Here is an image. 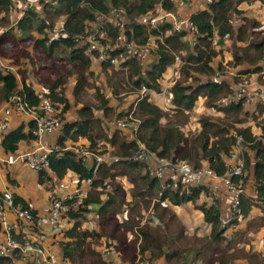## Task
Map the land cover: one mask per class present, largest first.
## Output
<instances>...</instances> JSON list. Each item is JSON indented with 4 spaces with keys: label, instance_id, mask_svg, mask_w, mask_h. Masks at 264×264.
Returning a JSON list of instances; mask_svg holds the SVG:
<instances>
[{
    "label": "trees",
    "instance_id": "obj_1",
    "mask_svg": "<svg viewBox=\"0 0 264 264\" xmlns=\"http://www.w3.org/2000/svg\"><path fill=\"white\" fill-rule=\"evenodd\" d=\"M159 1L54 0V3L44 8L45 17H41L34 9H27L23 16L11 25L12 1L0 0V27L10 25L1 33L3 37L14 40L18 37L15 31L29 35L35 32L38 35L34 41L35 45L48 57H52L55 53L61 55L65 53L63 58L74 65L77 75L73 96L74 105L80 106L76 108L73 119L64 117L71 108V102L64 95L66 75L46 89L45 98L61 105L58 116L62 124L55 143L62 149L52 150L48 155L46 166L37 172L39 182L51 180L48 171L57 178L74 173L77 175V184L93 177L94 162L89 166L85 165L72 150H64V147L78 143L81 139L87 141L85 145L90 150L99 153L104 152L106 144H109L113 148L112 153L122 158L99 165L92 178L88 197L82 203H76L74 200L66 202L67 215L73 224L64 232V239L61 242L62 255L70 264H116L113 259L105 258L96 247L94 249L91 243L102 237L105 239L111 237L109 225L121 207L126 208L124 204L126 201L129 207L138 208L136 215L138 219L123 215V224H125L123 227L132 237L133 241L129 247L134 253L131 256L124 255L120 250L122 245L110 243L109 246L112 245L119 252V259L130 260L131 264H137L133 263V260L135 251L138 250L140 260H146L149 264L156 260H163L165 264H233L237 260H244L246 264H264V254L256 251L244 252V246L250 243L251 234L264 228V105L254 104L249 114L244 113L243 100L229 104L219 103L221 99L233 93L231 78L224 77L219 83L210 79L200 80L197 84L188 81L190 78L196 80L198 74L207 77L214 75L216 68L213 60L218 55L213 46L215 37L224 39L234 36V40L241 43L237 44L232 60L228 61L234 66L247 64L246 67L237 70L239 74L251 75L264 72L263 28L258 20L244 14L245 11L240 5L245 0H215L207 6V9L191 14L189 18L197 27V33L192 35L193 39L190 43L185 39L189 34L187 31L165 35L168 25L162 26L160 31L152 30L148 33L145 26L135 22L128 27L130 30L126 31L127 38L135 40L138 44L147 43L151 38L150 34L155 37L163 36V42L156 40L154 59L146 65V68L142 69L135 59L122 62V65H128L129 80L134 86L146 85L158 89V80L174 61L173 53L179 52L185 63L181 68V79L170 88L173 108L166 111V114L173 116L176 113L187 114L196 106L198 100H203L206 106L223 115L224 125L214 119L203 117L199 121V132L185 138L181 132V124L175 122L161 125L159 123L163 114L161 106L149 97H143L135 107L131 105L126 112L117 113L118 117L131 113L132 117H137L140 121L135 138H127L123 137L125 135L121 131L110 132L106 126L105 118L115 114L108 99L98 93L97 89L94 96L97 103H92L86 95V89L90 84L84 71L89 69L92 59L86 53L85 47L75 42L74 37L86 33L94 24L96 14L106 12L112 6L124 7L129 13L133 12L139 16L153 10ZM261 1L264 3V0ZM163 6L166 9L172 8L170 3L164 2ZM53 16H63L64 20L60 28L61 33L49 37L46 31L53 27L49 19ZM235 17H238L240 22L236 27ZM108 30L112 37L118 33V30L112 26ZM114 54L119 55L120 50L115 51ZM99 64L103 70L112 71L114 75L121 73L109 63ZM218 67L222 68L220 63ZM88 74L93 75L91 72ZM259 77L261 75H258ZM20 81L29 103L38 105L42 101V96L26 82L25 77L21 76ZM0 83L1 105L10 94L18 90L19 79L15 72L0 67ZM248 117L255 122L257 133L252 130ZM233 124H239L241 127L234 128ZM34 126V121H29L27 125L21 124L9 129L3 136L2 148L6 152H15L22 141L34 140L32 134ZM233 132L242 137L243 145L247 148V151H242L240 155L244 160L243 175L233 177L242 192L239 209L245 226L228 235L226 231L231 225H239L237 214H230L228 220L223 222L218 200L211 198L204 187L192 186L186 189L179 182L173 183L172 180L163 183L148 175L144 163L130 158L135 153L139 140L161 159H169L177 163L187 162L193 168L206 165L218 176H222L228 168L227 159L232 158L235 150L237 139ZM119 176L127 179L131 186L129 193L122 192L121 183L116 181ZM248 182H251L252 191L245 193L244 187ZM201 195L207 196L209 203L197 204ZM13 197L15 204L36 213L19 196L13 194ZM152 198L156 200L150 204ZM185 203H192L201 211L204 222L210 226L208 237L190 234L169 207V204L179 206ZM93 205L96 206L95 209H92ZM149 206L152 208L151 215L141 225L143 211ZM117 208H119L118 212ZM253 209H257L259 214L251 216ZM91 210L96 214L98 230L82 228L83 215ZM133 219L134 225H139L135 229L131 225ZM10 263L9 258L0 257V264Z\"/></svg>",
    "mask_w": 264,
    "mask_h": 264
},
{
    "label": "built area",
    "instance_id": "obj_2",
    "mask_svg": "<svg viewBox=\"0 0 264 264\" xmlns=\"http://www.w3.org/2000/svg\"><path fill=\"white\" fill-rule=\"evenodd\" d=\"M15 2L17 0H11ZM32 0L26 3L31 6ZM189 0H163L155 9L141 15L138 23L146 27L147 32L152 30L160 31L161 27L168 25L167 34L172 32L187 31L191 35L197 33V27L191 22L190 16L182 17L178 11L186 7ZM207 6L215 0H202ZM170 3L171 9H166L163 3ZM126 15L124 8L111 7L106 12L97 13L95 16L96 27L92 31L76 35L75 42L85 47L86 53L93 60L109 63L121 73L128 75V65H122V62L135 59L142 69L151 62L152 52H155L156 45L152 41V35L145 44H138L132 39H128L126 31L130 30L123 20ZM115 27L118 33L111 37L109 27ZM160 42L162 35L156 36ZM120 50L119 55L114 52ZM174 54V63L170 65L158 80L159 88H150L146 85L136 87L139 91V99L149 97L150 100H160L161 97L169 96L170 88L175 81V68L177 65L182 66V61L178 55ZM264 65V59L262 61ZM0 67L7 71L15 72L12 66L2 63L0 57ZM16 73V72H15ZM260 74L264 75V72ZM17 75V74H16ZM258 74H251L254 76ZM18 77V76H17ZM207 77V76H206ZM231 78L233 95L223 99V102L229 104L242 100V97L251 98L254 104L264 105V89L253 90V86L248 79V74H239L237 71L228 70L221 75L216 72L210 79L212 82L219 83L223 78ZM128 83V82H127ZM1 85V83H0ZM238 91V92H237ZM168 104V103H167ZM171 104V103H169ZM61 110V105L57 102H51L48 99L42 98L38 105H31L23 91L22 85L18 90L10 94L0 107V147L4 134L10 129V117L15 114L18 116L26 115L30 117V121H34L35 126L32 129L35 146L24 154L23 164L33 171L43 169L48 160V155L52 150L62 149L56 143L49 146H44L42 140L45 137L56 135L61 128V120L58 116ZM139 120L133 119L132 114L112 120H105L107 128L111 131L114 129L128 131L130 138H135L138 131ZM238 144L242 141V137L234 135ZM264 143V141H263ZM72 150L85 165L89 161L94 162L93 177L96 170L102 163H111L118 161L119 156H106L105 154H96L86 145L79 143L70 144L64 147V150ZM235 147V151H236ZM236 164L230 162L227 171L218 176L211 168L206 165L200 168H193L187 162H173L169 159H161L152 152L143 142L137 140V149L130 157L134 161L142 162L146 165L148 175L159 179L161 182L172 180L173 183L179 184L188 189L192 186L204 187L211 198L218 201L228 198V209L230 214L240 216L239 202L241 198V189L233 180L235 176H242L244 170V160L240 157ZM88 178L76 184L64 196H55L50 199L48 210L45 214L33 213L27 208H23L14 202L13 193L10 189H0V257L9 258L10 264H70L68 259L63 255L54 253L47 244L48 235L50 233H58L61 235L56 239V243L61 246L64 239V232L72 227V221L67 215V201L74 200L77 203H82L89 194L92 185V178ZM254 214L252 213L251 216ZM103 256L108 260L118 257L119 252L113 247L105 250ZM136 263L142 264L137 253Z\"/></svg>",
    "mask_w": 264,
    "mask_h": 264
},
{
    "label": "rangeland",
    "instance_id": "obj_3",
    "mask_svg": "<svg viewBox=\"0 0 264 264\" xmlns=\"http://www.w3.org/2000/svg\"><path fill=\"white\" fill-rule=\"evenodd\" d=\"M29 1H32V0H17L15 2H12V14H11L12 22L10 23L11 25H13V23L17 21L18 14H21L20 17H22L25 10H27V9H34V10L38 11V13H40L41 17H45L46 15L43 11L44 8L47 7L49 4L54 3V0H37V1L33 2L31 4V6H27L26 3ZM255 1L256 0L245 1V3L240 5V7L244 6L243 8H245V9H243V10L246 12V13L244 12V14L246 16H249L250 18L256 19L261 23V24L260 23L259 24L263 28L262 31L264 33V25H263L264 24V7H263L264 3L261 0H257V2H255ZM160 2H163V0H160L158 2V4ZM155 7L156 6L153 7V10L155 9ZM118 8H124V7H118ZM124 9L126 11V15L123 16V20H124L127 27L131 26L135 22H138L141 15L138 16V15L134 14L133 12L129 13L126 8H124ZM251 14H253V15H251ZM49 19H50V21H52L53 27H52V29L48 28L49 30L46 31L47 35L49 37H54V36L59 35L61 33L60 28H61L62 21L64 20V17L63 16H53L52 19L51 18H49ZM238 20H239L238 17L234 18V26L235 27L240 24V22ZM9 26L10 25L3 26L2 28L0 27V31L7 30L6 28H8ZM95 27H96V24L94 23L88 29V31L90 32V31L94 30ZM15 33L18 35V37L14 40H10L8 37H3L2 35H0V57H1L2 63L9 65V66H12L14 68L17 76L19 77L20 85H21V81H20L21 76H23L25 78H30L28 80V83L31 85V87H33V89L40 96H42V98L46 99L45 98L46 89H48V87L50 85H52L55 81H57L58 79H62L63 76L66 75V77L64 79V95L71 101V103H74L73 87H74L77 75L75 73L76 71H75L74 65H72L66 58H63L64 57L63 55H66V54L64 53L63 55H61L59 53H55L52 57H48L44 54V52L38 46L35 45L34 41H35L36 37L38 36L35 32L31 35H29L27 33L21 34L17 31H15ZM166 34H167V32L165 33V35ZM156 40H157V38L152 35V41L154 43H156ZM237 44L240 45L241 43H237L234 40V36L227 37L224 39H218L217 37H215L214 42H213V46L216 49V51L218 52L217 57H215L213 60V65L216 68L215 73L218 72L221 75H224V73L228 70L237 71L241 67L247 66V64H245V63L240 64L238 66H234V65L228 63V61L232 60V57H233L232 54H234L237 50V48H236L238 46ZM176 54L178 55L179 60L182 61V63H183L182 66H183L185 61L182 58V55H180L179 52ZM154 55H155V53L152 52V55L150 58L154 59ZM219 63L221 64L222 68L218 67ZM182 66L177 65L175 68L176 76H175L174 83L178 79H181V68H182ZM77 68H78V66H77ZM89 72H91L93 75L92 76L89 75L88 74ZM84 73L88 77L87 79H88V82L90 84V87H88L86 89V95L90 99V101L94 104L97 103V101L94 99L95 89H97L98 93H100L102 96H104V98L108 99L109 103L112 105V107L114 109V112H115L114 116L107 117V118H105L106 120H112V119L118 118L117 113L126 112L127 110H129V107H131V105H133L135 107L136 103L139 101V91L131 83V81L129 80V76L127 74L117 73L114 75L112 73V71L111 72L105 71L102 69L99 62L95 59L92 60L89 69L85 70ZM258 75L259 76L261 75V77L258 78ZM258 75H254V76L248 75V79L250 80V83L252 84L251 86H253L251 89H253L255 91H257V90L260 91V90L264 89V80L262 79V78H264V75L263 74H258ZM196 76H197V79L193 80L190 78L188 80L189 83L197 84V82L199 83L200 80H204L207 78L206 75H199L198 74ZM158 85H159V83H158ZM233 94H234V91H233L232 95ZM241 99L243 100V103H244L243 104L244 113L247 112V113L251 114L250 112H252L254 102L251 100V98H247L245 96L242 97ZM222 102H223V99H221L219 101V103H222ZM154 103L161 106L160 109L163 113V114H161V116L162 115L163 116L162 117L160 116L159 123L161 125H164L166 123L174 124L175 122L179 123V125L181 124L182 125L181 132L183 133L185 138H189L190 136L196 135L199 132V130H200L199 121L203 117L214 119L215 121H217V123L224 125L223 115L220 112L216 111L215 109L206 106V104L203 100H198L196 103V106L191 111H188L187 114L185 112L180 113V114L176 113L174 116L172 114L171 115H168V113L166 114V111H170V109L173 108L170 94H169V96L161 97L160 100H154ZM169 103H171V104H169ZM74 110L75 109L73 107L70 110L71 113ZM71 113L69 115L68 114L65 115L64 117H66L67 119H70L72 116H74ZM123 117H125V116H121V118H123ZM132 118L139 120L137 117H132ZM248 120L252 124V130L255 133H257V129L254 126L255 122L252 121L250 117H248ZM239 127H241L239 124L234 125V128H239ZM115 130H117V129H114L111 131L109 130V131L113 132ZM118 131H121L125 135V136H123L121 134L123 137H127V138L130 137L128 131H122V130H118ZM232 134L235 135L234 132ZM78 145H79V143H78ZM81 145L84 146V144H81ZM235 147L237 150L234 153L235 157L232 160L233 164L237 163L238 158H239L238 157L239 153H242V151H245V150L247 151V148L243 145V140L240 141L238 144L236 143ZM105 148L106 149L104 152H100V153L95 152V153L99 154V155L105 154L106 156H115V154L112 153L113 148L110 147L109 144H106ZM8 167H9V165L4 164V163H0V176H1L2 172L4 173L8 170ZM22 167L25 171H27V174L31 176L32 185L37 184L38 187L42 186L40 184V182H38L37 171L30 170L26 166H22ZM57 180H58V178L54 179L55 182H57ZM116 181L121 183V186H122L121 190L123 193H126V194L129 193L131 186L129 185V183L127 182V179L125 177L119 176L118 178H116ZM45 182H48V181L45 180ZM250 185H251V182H248L245 185V187H244L245 193H247V191H249ZM129 198L130 197L128 196V199ZM155 200H156L155 198L150 199V202H151L150 204H153L155 202ZM124 204L126 205L127 209L122 206L120 211H119V208H117V212L118 211L119 212L117 214H115V216H114L115 218H113V220L111 221V223L109 225V234L111 235V237L108 239L104 238L103 240L100 239L98 241L93 240L92 241L93 244L91 243V245L94 249L96 246H101L102 249L100 252H104L105 250H108V248L112 246V245L109 246L110 243H113L116 245H117V243H119L120 245H122V247L120 248L121 251H123V249L128 247L126 250L127 251L126 255L127 256L133 255L134 251L132 252V248L129 247L131 244V241H133V240H131L132 239L131 235L123 227V225H125V224H123V222H124L123 221V218H124L123 215L125 214V216L128 218H130V217L135 218L137 215L138 208L137 207L136 208L129 207V204L126 201H124ZM186 205H188V204H184L181 206H175V207H173V210L177 213L178 210L185 209ZM151 209H152L151 206H149V208L147 210L143 211L142 222L140 220L141 225L147 220L148 216L151 215L150 214ZM195 210H197V209H195ZM196 215L197 216L199 215V211L196 212ZM83 217H84L83 223L85 222L86 228H88V227L92 228L95 226L96 216H95L94 211L91 210V211L87 212L86 214L83 215ZM134 224H135V220L133 219L132 224H131L132 227L135 229L139 226V225H134ZM101 241L103 242V244L101 243ZM137 253H138V250L135 251L136 255H135V258L133 260V263H136V259L138 258ZM114 259H115L116 264H122L124 262H128V263L131 262L130 260L121 261V259H117V257H115ZM139 259H140V257H139ZM138 263H139V261H138ZM142 264H149V263H147L146 260H143ZM152 264H165V263L163 260H161V261L156 260Z\"/></svg>",
    "mask_w": 264,
    "mask_h": 264
},
{
    "label": "crops",
    "instance_id": "obj_4",
    "mask_svg": "<svg viewBox=\"0 0 264 264\" xmlns=\"http://www.w3.org/2000/svg\"><path fill=\"white\" fill-rule=\"evenodd\" d=\"M245 1H248V0H245ZM245 1H243L241 3V5L243 3H245ZM249 1H252V0H249ZM255 2H257V0ZM243 7H241V8L245 9ZM263 7H264V4H263ZM203 9H206V6L204 5L202 0H189L186 7L183 9H180L178 11V13L182 17H187V16H190L191 14H193L197 11L203 10ZM251 15H253V14H251ZM20 16H21V14H18L17 19H19ZM5 31L6 30L0 31V35H2L1 33L5 32ZM185 39L190 43V42H192L193 36L191 34H187L185 36ZM18 79H19V77H18ZM25 79H26V82L28 83V80L30 78H25ZM19 86H20V82H19ZM2 105L3 104H1L0 107ZM79 106L80 105L75 106L74 103H71V108L68 110V112L65 115H67V114L69 115L71 113L70 110L73 107L76 110V108ZM75 110L71 114L75 115ZM99 115H101V113H99ZM73 117L74 116H72L70 119H73ZM29 118L30 117H28L26 115H22V116H18L15 114L11 115V117H10V123H11L10 129L15 128L21 124L27 125L28 122L30 121ZM25 129H27V127ZM57 134L45 137L42 140L43 145L49 146L50 144L55 143L57 140ZM78 143L85 145V144H87V141L85 139H81L78 141ZM34 146H35L34 140H29V141H22L19 144V147L15 152H6L2 147H0V163H4V164L9 165L8 170L4 173L3 172L1 173L0 189H6V188L10 189L13 194H15V195L19 196L21 199H23L30 206V208L32 210L36 211V213L45 214L48 210L50 199L52 197H55V196L60 197V196L66 195L77 184V175H75L74 173H68L63 178H58L57 182H55L54 179L57 177L53 173L48 171V175L51 178L50 181L40 183L42 186H39V187L37 186V184L32 185L31 176L27 174V171H25L22 166H25L23 164L24 154L27 153L28 151H30ZM234 153H235V150L233 152L232 158L227 159V164L232 162V160L234 159V157H235ZM91 162H92V160L89 161V164H87V165L89 166ZM38 182H39V180H38ZM249 190L252 191L251 186H250ZM208 200L209 199L207 196L201 195V198L198 200L199 202L197 201L198 202L197 204H202L203 202L209 203ZM228 201H229L228 198H225L224 200L218 201L219 202L218 205H219L220 212H221V218H222L223 222L228 220V218L230 217V211L228 209ZM185 204H188V205H186L185 209L178 210L177 213L173 210V207H175V206H172L169 204V207L177 215L179 220L186 226L187 231L190 234H197V235L202 236V237H208V235L210 233V226L204 222L203 215H202L201 211H199L198 209L195 210L196 208H195V206L192 205V203H185ZM182 205H184V204H182ZM179 206H181V205H179ZM93 207H92V209L96 208V206H94V205H93ZM197 211H199L198 216L196 215ZM252 213L257 214V215L259 214L257 209H253ZM95 216H96V214H95ZM136 219H138V218L136 217ZM142 219H143V217L140 219L141 222H142ZM239 221H240L239 225H231L228 228V230L226 231V235L230 234L232 231H234L238 228H243L245 226L244 219H240ZM82 228H86L85 222L82 224ZM89 229H96V230L99 229L97 217L95 218V226L92 228H89ZM59 237H61V235L58 233H50L48 235L47 244H48V247L54 253H56L57 255H62L61 246H59L56 243V239H58ZM104 238L105 237H102L101 240H103ZM250 238H251L250 243L244 246V252L250 253L251 251H256V252H260V253L264 254V228L260 229L255 234H251ZM101 243L103 244L102 241H101ZM127 248L128 247L123 249L124 255H126ZM96 249L101 251L102 247L96 246ZM117 259H119V258L117 257ZM113 260L115 261V259H113ZM121 261H124V260L121 259ZM159 261H161V260H159ZM122 264H131V263L124 262ZM215 264H218V263H215ZM233 264H246V262L244 260H237Z\"/></svg>",
    "mask_w": 264,
    "mask_h": 264
}]
</instances>
